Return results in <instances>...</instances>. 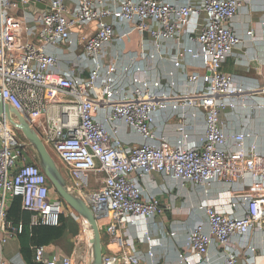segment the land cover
Instances as JSON below:
<instances>
[{"label":"built area","instance_id":"2783aa9c","mask_svg":"<svg viewBox=\"0 0 264 264\" xmlns=\"http://www.w3.org/2000/svg\"><path fill=\"white\" fill-rule=\"evenodd\" d=\"M35 1L45 8L32 9L31 0H0V96L39 136L69 190L93 210L102 233V264H141L128 229L169 208L142 187V180L153 175H168L207 197L199 207L207 224L196 222L189 231L178 252L181 264L208 263L214 245L226 254L223 264H264V253L252 244L244 245L250 262L230 249L234 238L264 234V151L252 131L228 133L224 122V114L239 107L264 110V89L244 88L222 71L241 43L231 27L241 2L204 0L198 9L162 0H125L112 9L104 0H78L72 7L67 0ZM24 6L27 13L16 17L13 11ZM114 21L128 25L119 40L136 33L178 44L188 36L196 49L183 54L201 61L204 70L187 76L194 90L178 91L171 73L169 87L176 92H164L163 80H152L136 57L123 65L108 62L106 49L116 38ZM83 27L91 33L79 40V58L91 67L58 71L59 60L51 50L71 46L74 30ZM181 65L175 61V68ZM252 100L254 105L248 102ZM162 111L180 120L174 143L154 131L155 114ZM200 114L204 134L190 142L185 124ZM121 124L143 143L125 144ZM248 178L250 191L234 187ZM218 183L228 184V190L208 198ZM53 195L47 176L31 161L30 149L10 131L9 116L0 113V264H14L5 248L18 243L25 230L22 221L8 217L13 200L19 198L22 211L30 214L31 228H58L63 202ZM142 239L152 256L155 243L147 231ZM32 250L36 264L90 262V255L77 261L75 254L63 256L50 246Z\"/></svg>","mask_w":264,"mask_h":264},{"label":"crops","instance_id":"0c3cea01","mask_svg":"<svg viewBox=\"0 0 264 264\" xmlns=\"http://www.w3.org/2000/svg\"><path fill=\"white\" fill-rule=\"evenodd\" d=\"M13 1L20 3V0ZM67 1L71 7L78 3V0ZM124 1L104 0L105 5L112 9L119 8ZM162 1L176 6L189 5L198 9L203 7L204 2V0ZM239 1L241 2V7L231 27L241 39V43L232 56L227 59L222 71L226 75L232 76L236 83L244 88L264 89V0ZM37 3L39 5L31 4L30 7L37 10L45 8L41 2ZM26 13L25 6L24 8L18 7L13 11L16 17H23ZM204 19L202 17V20ZM112 23L115 25L116 38L106 49L108 62L115 61L123 65L136 57L135 61L144 68L152 80H163L164 92L172 94L176 92L169 87L171 79L169 76L171 73L174 74L173 79L176 81L178 91L191 92L194 90L192 86L187 84V76L203 74L204 70L201 61L193 60L183 54L187 48L196 49L195 44L190 41L188 36H183L178 44L170 40H159L156 42L150 37L142 38L136 33L119 40L122 34L128 30V25L124 22L114 21ZM250 31L254 32L253 36L248 34ZM90 33V27L76 29L72 36L73 44L71 46H61L58 49L51 50V53L59 60L58 71L62 72L74 66H79L80 68L91 67L89 64L81 62L79 58L82 55V47L79 45V40L83 35ZM177 60H180L182 64L179 68H175V61ZM261 99L263 98H256L257 101ZM249 103L253 104L254 101L252 100ZM263 113L264 111L254 110L251 107H239L234 112H227L224 114L225 131L228 133L255 132L260 151H264ZM203 121V117L200 114L198 118L185 124L190 142L199 141L203 136ZM179 126L180 120L177 117L172 118L170 111H162L155 114L154 131L159 138L165 137L171 143H174L179 137ZM119 130L120 138L125 144L140 145L143 143L142 138L126 126L121 124ZM251 182V179L248 178L246 181L234 184V187L250 191L251 189L248 186H250ZM141 184L147 195L156 196L163 206L169 207L162 216L152 218L147 222H137L128 229L131 238L135 240L137 255L141 260V264H181L178 260V252L185 244L189 231L196 222L207 224L206 214L199 209L201 203L207 197L201 190L190 185L182 187L168 175L149 176L143 179ZM228 187L229 185L226 183L215 184L208 198L217 199L219 193L227 191ZM22 213L24 212L22 211ZM22 213L17 217L18 222L22 221ZM236 214L241 216L242 210L238 209ZM28 228L29 237L32 238L34 229L29 226V223ZM143 231H147L155 243L154 248H152V256L149 255L150 246L142 239ZM87 238H85V245H75L73 249L68 251L61 250L53 245L49 246L63 256L75 254V260L80 261L83 256L91 254V239ZM251 244L264 253V234L253 232L243 239L234 238L230 249L240 253L244 261L250 262L253 259L247 254V248L244 245ZM37 245L35 240L27 242L19 237L18 243H11L5 248V256L14 264H36L33 259L32 248ZM225 255L222 248L214 245L210 249L208 263L204 260L199 264H223Z\"/></svg>","mask_w":264,"mask_h":264},{"label":"water","instance_id":"95a60500","mask_svg":"<svg viewBox=\"0 0 264 264\" xmlns=\"http://www.w3.org/2000/svg\"><path fill=\"white\" fill-rule=\"evenodd\" d=\"M39 5L35 0H31L30 5ZM44 7V6H43ZM0 113L8 116L14 115L20 127V130L26 140L29 142L28 147L36 152L38 165L47 176L51 186L54 189V195L57 193L60 198L80 215L89 225L91 231V254L89 264H102L103 258V241L102 233L93 210L74 192L70 191L59 167L53 157L49 154L43 142L30 127L26 119L12 106L4 104L0 96ZM53 197L55 198V196Z\"/></svg>","mask_w":264,"mask_h":264},{"label":"rangeland","instance_id":"374dc122","mask_svg":"<svg viewBox=\"0 0 264 264\" xmlns=\"http://www.w3.org/2000/svg\"><path fill=\"white\" fill-rule=\"evenodd\" d=\"M250 102V101H248ZM254 105V104H251ZM252 109L254 110H258V111H264L262 109H257L255 107H253ZM264 115V113H263ZM9 121H10V131H12L16 137L24 144H26V146L28 147L29 142L26 140V138L24 137V135L22 134L19 124H18V120L17 118L11 114V116H9ZM264 130V129H262ZM255 133V132H253ZM256 135V133H255ZM257 137V135H256ZM30 149L31 152V161H38L36 156V152L31 149L30 147H28ZM55 198H59L62 202H63V215H62V221L60 224V228L62 229V238L55 241L53 244V246H56L58 248H60L61 250H71L75 247V245L78 244H82L85 245V238H90L91 239V231H90V227L88 225V223L80 216L78 215L72 208H70L61 198L60 196L56 193ZM80 198V197H79ZM10 218H12L13 213L11 211V213L9 214ZM89 228V229H88ZM87 238V239H88Z\"/></svg>","mask_w":264,"mask_h":264},{"label":"trees","instance_id":"16d2710c","mask_svg":"<svg viewBox=\"0 0 264 264\" xmlns=\"http://www.w3.org/2000/svg\"><path fill=\"white\" fill-rule=\"evenodd\" d=\"M21 200L19 198H16L13 200L12 205L8 211V217L11 221L17 223V217L22 213L21 210ZM13 213V216L10 218V213ZM22 221L25 224V230L23 234L20 236L21 239L26 240L27 242L29 240H35V243L38 244L37 246H49L51 243H54V240L57 241L62 238V229L60 226L58 228H49V227H36L33 228L32 232V238L29 237V228L28 223H30V214L22 213ZM62 221V217H61Z\"/></svg>","mask_w":264,"mask_h":264},{"label":"bare ground","instance_id":"6f19581e","mask_svg":"<svg viewBox=\"0 0 264 264\" xmlns=\"http://www.w3.org/2000/svg\"><path fill=\"white\" fill-rule=\"evenodd\" d=\"M89 229V228H88Z\"/></svg>","mask_w":264,"mask_h":264}]
</instances>
